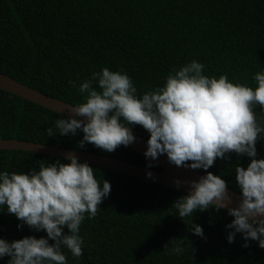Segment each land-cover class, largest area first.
Segmentation results:
<instances>
[{"label": "trees", "instance_id": "trees-1", "mask_svg": "<svg viewBox=\"0 0 264 264\" xmlns=\"http://www.w3.org/2000/svg\"><path fill=\"white\" fill-rule=\"evenodd\" d=\"M196 60L206 76L254 86L264 70V0H0V73L70 104L82 102L79 83L107 67L131 78L137 93L162 86L173 68ZM73 81L74 84H70ZM95 86V81H93ZM252 111L264 121L258 104ZM61 114L0 89V138H13L77 149L160 169L129 147L102 151L91 143L79 147L83 133L47 136ZM133 134L147 140L140 125ZM256 157L264 158V137L256 140ZM207 171L240 193L235 167L250 157L231 152ZM64 158L25 150L0 149V171L36 169ZM89 164V163H88ZM110 191L92 219L80 225L82 254L62 249L67 264H264V248L236 233L226 240L233 219L211 206L186 221L174 201L186 192L116 170L89 164ZM151 165V166H150ZM205 174L203 169H195ZM0 208V238L46 236ZM198 224L203 238L194 235ZM21 224L18 228L17 225ZM67 232V229L64 228ZM182 241L179 255L169 251ZM52 241L49 240V243ZM167 245V246H166ZM166 246V247H165ZM9 257L0 258L6 264Z\"/></svg>", "mask_w": 264, "mask_h": 264}, {"label": "clouds", "instance_id": "clouds-1", "mask_svg": "<svg viewBox=\"0 0 264 264\" xmlns=\"http://www.w3.org/2000/svg\"><path fill=\"white\" fill-rule=\"evenodd\" d=\"M203 68L192 60L173 68L162 86L138 95L126 72L104 67L79 83L82 102L73 105V114L61 115L54 120V128L44 131L54 136L75 135L79 130L83 133L79 147L87 142L112 152L134 141L132 126H142L149 133L146 159L166 154L168 162L178 167L205 170L197 180L186 182L190 191L172 204L177 216L192 218L194 211L210 206L226 209L233 217L225 225L227 242L240 233L244 247L250 239L264 248V158L256 157L255 148L256 140L264 137V121H258L252 111L255 104L264 110V70L254 74L255 85L249 86L224 74L206 76ZM231 152L251 158L246 167H235L241 195L234 207L229 206L232 197L226 181L207 171L214 160L227 159ZM64 160L42 162L27 173L0 171V208L30 229L46 233L11 242L0 238V258L9 257L6 264H67L62 249L81 256L80 225L85 214L88 219L96 216L110 183L97 179L93 167L74 154L65 155ZM146 175L151 177L150 172ZM174 183L179 187L185 182L176 179ZM190 230L203 238L200 225L192 223ZM181 243L177 239L169 251L179 255Z\"/></svg>", "mask_w": 264, "mask_h": 264}, {"label": "water", "instance_id": "water-1", "mask_svg": "<svg viewBox=\"0 0 264 264\" xmlns=\"http://www.w3.org/2000/svg\"><path fill=\"white\" fill-rule=\"evenodd\" d=\"M0 89L4 90L10 94L19 96L25 100L31 101L39 106L57 112L65 117L72 115L71 109L73 104H70L61 99L46 95L36 89H33L25 84L18 82L17 80L11 78L10 76L0 73ZM78 119H82L77 117ZM134 141L127 147L136 151L137 153L144 156L146 150V139L139 137L135 134ZM0 149H15V150H25L35 153H41L46 155H52L64 158L67 154H74L79 161L87 162L89 164H94L97 166L109 168L116 170L140 179L156 182L164 186H169L183 192L190 191L187 181L197 180L203 173L198 172L190 168L183 166H176L169 163L166 154L158 155L155 160L149 159L151 162L156 164L160 169L149 168L134 163H130L118 158L91 153L87 151L69 149L64 147H59L51 144H43L38 142H31L13 138H0ZM145 157V156H144ZM150 172L151 177L147 176L146 173ZM179 179L184 181L179 187L174 183V180ZM227 191L231 194L232 203L230 207H234L236 201L240 198V193L233 191L227 187ZM226 210V209H225Z\"/></svg>", "mask_w": 264, "mask_h": 264}]
</instances>
